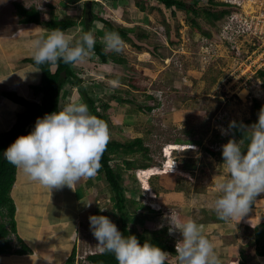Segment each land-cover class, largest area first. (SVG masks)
Wrapping results in <instances>:
<instances>
[{"label":"rangeland","instance_id":"rangeland-1","mask_svg":"<svg viewBox=\"0 0 264 264\" xmlns=\"http://www.w3.org/2000/svg\"><path fill=\"white\" fill-rule=\"evenodd\" d=\"M20 1L26 5L37 2L52 4L53 8L47 10L46 19L70 16L79 20L83 3L87 0H79L71 5L64 0ZM94 2V14L108 18L117 27L132 29L128 33L129 41L122 39L124 46L120 53L105 47L103 37L109 31L105 30L103 24L96 22L91 29L96 42L102 44L108 53L122 58L123 63L115 64L110 60L105 64L92 54L89 57L92 63L90 60L88 63L84 61L75 64L74 68L96 100V109L101 111L105 103L110 106V111L106 112L110 123V140L127 142L141 138L148 150L146 156L144 153L129 156L128 159L133 160L136 167L124 170L123 185L130 201L149 206L158 214L146 217L143 211L141 219L131 228L141 233L144 228L147 229V221L153 222L155 230L166 229L167 233L163 237L175 248L176 242L182 237L177 231L169 234V221L179 227L190 216V212L197 220H212L215 214L213 202L217 195L215 185L224 177L226 169L222 165L223 161L210 155L207 149L217 152L230 138L239 140L231 136L233 129L226 135L222 134L223 130L229 129L230 122L240 121L244 126L254 123V101L264 107V80L252 74L247 62L243 63L246 53H240V56L232 54L228 42L218 37V24L210 26L201 13L197 22L202 31L210 32V37L194 32L190 24V18L193 17L191 13L166 9L154 0ZM138 3L143 5V9L138 7ZM205 3L206 0H202L199 5L204 6ZM57 5L63 6V9ZM70 34L79 38L83 34L82 28H73ZM243 42L242 37L239 46ZM112 80H119V86L112 87ZM27 87L32 89L30 85ZM15 88L20 89V94L30 101L40 100L38 97L29 99V93L18 86ZM75 93L78 94V91L75 90ZM76 99L80 101L82 98L77 96ZM196 141L201 144H195ZM179 146H184V149L180 150L182 147ZM166 161L168 164L163 167ZM112 164L123 165L120 158L114 159ZM144 164L151 167L143 169ZM99 180L105 187L96 186L85 201L87 219L78 231L79 246L75 250L78 256L84 257L90 251H98V242L89 224V216L95 215V208L108 207L105 213L115 224L118 218L112 207L114 204L109 188L101 176ZM172 196L177 200L170 202ZM195 199H200L199 205H195ZM89 203L90 206L87 205ZM200 204L203 209L197 207ZM133 205L129 204L128 212H135L138 216L140 212H136ZM242 218V232L252 236L255 224ZM34 220L37 218L33 216L30 221ZM261 220L264 221V215ZM116 226L120 229L118 224ZM20 230L22 234L28 233L25 223L20 225ZM214 234L211 231L208 238L214 247L222 248L223 256H233L226 264H235L237 254L239 261L244 260L245 264H264V259L259 263L251 260L253 249L244 253L240 246L239 250L235 249L234 245H239L235 239H221L219 236L214 239ZM175 254H171L174 258L169 256L168 262L176 264Z\"/></svg>","mask_w":264,"mask_h":264},{"label":"clouds","instance_id":"clouds-1","mask_svg":"<svg viewBox=\"0 0 264 264\" xmlns=\"http://www.w3.org/2000/svg\"><path fill=\"white\" fill-rule=\"evenodd\" d=\"M103 40L109 51H122L124 41L118 33H106ZM95 42L92 32L74 38L60 29L41 31L31 42L32 58L37 66L55 65L58 60L81 63L93 54ZM110 83L112 87H118L120 82L112 80ZM37 96L41 100V95ZM32 101L39 103L36 99ZM233 128L249 133L247 144L241 139L230 138L221 146L226 173L216 182L213 210L220 220L238 218L239 222L249 213L256 197L264 194V107L252 125L244 126L233 121L222 134H228ZM109 141L107 122L91 114L86 103L72 102L57 112L38 117L34 129L27 135L18 136L3 155L31 181L51 193L64 186L73 190L81 179L93 178L101 168V158ZM179 147L184 149V146ZM167 164L168 161L163 167ZM107 210L108 207H99L100 212ZM169 223V234L178 231L182 237L175 245L176 264H221L213 243L195 220L188 218L179 227L174 222ZM89 224L98 242V251L113 254L117 264H166L171 255L148 240L141 244L135 235L125 236L107 216L91 215ZM235 264H239L238 254Z\"/></svg>","mask_w":264,"mask_h":264},{"label":"trees","instance_id":"trees-1","mask_svg":"<svg viewBox=\"0 0 264 264\" xmlns=\"http://www.w3.org/2000/svg\"><path fill=\"white\" fill-rule=\"evenodd\" d=\"M78 1L79 0H64V2L68 4H74ZM154 1L161 4L166 9L174 8L175 10L178 9L180 11H184L187 14L191 13L193 17L190 18V24L194 32L202 33L203 35L209 37L210 32H206L204 30L202 31L200 23L197 22L198 17H200V13L203 14L204 20L210 26H214L216 21L221 19L226 13L225 9L220 8L221 3L217 2V0H206L204 6L199 5V2L202 0ZM94 3L95 2L93 0L92 2H88L87 0L84 3L81 19L79 21L74 20L70 16H64L61 18L52 16L48 19H45L42 16L43 13L40 10L34 7L27 9L17 2L14 3V7L16 14L19 17L18 21L21 24L34 23L45 27L48 31L60 29L64 32L76 25H79L82 27L83 33H85L91 32L93 24L99 22L103 24L106 31L118 33L124 41H129L130 38L128 37V33L131 32L132 29L122 26L117 27L113 25V22L108 18L94 14L92 12ZM137 5L139 8L143 9V5L141 3H138ZM46 6L50 9L53 8L52 4H47ZM93 54L105 64H108L110 60L115 64L123 63L122 58H118L113 53H108L106 48L97 42H95ZM26 62L41 71L40 84L32 86V90L35 95H41V100L39 103L30 101L23 96L18 95L17 92H4L2 94L12 102L22 105L25 110L16 116L13 125L7 131L0 133V255L7 254L12 251V244L9 236L11 233L14 234L16 232V223L14 220L15 205L10 192L15 183L18 168L9 163L3 155L4 151L13 142V140L23 132L25 135L31 132V127L32 125H35V121L38 117L42 118L45 114H50L60 110V92L66 82L70 79H72V84L77 88L78 95L80 98H82V102L88 105L91 114L106 121L108 127H110L109 119L106 114L107 111H110V106L108 103H105L101 106V111L96 109L97 102L94 98H92L90 90L86 89V87L83 85L84 80L77 74V71L74 68L75 64L64 63L62 60H58L57 64L55 65L45 63L37 66L35 65L33 59H28ZM52 67L54 68L52 69ZM255 75L258 78L264 80V72L259 71ZM148 98L151 99V97ZM254 108L256 109L255 123L262 106L257 101H254ZM148 109L150 110L151 108ZM236 123L242 124L240 121H236ZM248 135V132L241 133V131L235 128H233L231 133V136L241 139L245 144H247ZM194 143L197 145L201 144L199 141ZM147 151V148L143 146V140L141 138H134L127 142H119L118 140L111 139L107 145L106 151L101 158V168L99 169L98 174L102 176L103 181L107 184L109 192L111 193V200L114 204L112 207L114 208L115 214L118 217L116 224L119 225V230L121 233L125 236L135 235L141 244H143L145 240H148L161 250L175 254V248L168 244L166 238L163 237V235L165 236L167 233L165 228H160L158 230L149 232L143 227L144 230H142L141 233H138L134 228H131L132 224L141 219L140 215H142L141 213H143V211L146 212L144 214L146 217H148L147 215L150 214H158V212L149 206L137 204L133 200L130 201L125 193L126 190L123 185L122 175L124 170H133L136 167L134 161L128 159L129 156L139 153H144V156H146ZM207 151L210 155L220 158L223 161L221 155L222 148H220L217 152H214L211 149H207ZM117 158L121 159L123 164L122 166L118 164H112L113 160H116ZM143 167V169H148L151 166L144 164ZM130 203L134 204L133 206L136 212H140L138 216L135 214V212H128V206ZM94 214L108 216L107 213L100 212L98 208L94 209ZM253 243L255 245V254L257 256L264 257V221H261L254 226ZM29 252L30 249L26 245L22 244L21 249L16 250L14 253L21 255ZM75 257L76 251L74 248L70 256L63 264H75ZM86 260L89 262V264H117L114 255L111 253L102 254L100 252H96L92 255H87ZM166 264L171 263L167 261ZM239 264H245V261H239Z\"/></svg>","mask_w":264,"mask_h":264},{"label":"crops","instance_id":"crops-1","mask_svg":"<svg viewBox=\"0 0 264 264\" xmlns=\"http://www.w3.org/2000/svg\"><path fill=\"white\" fill-rule=\"evenodd\" d=\"M15 2L23 5L27 9L32 7L38 9L40 6L38 10L43 13L42 16L45 19L48 16L47 10H51L45 3H41V5L37 2L34 5H26L20 0H0V133L7 131L13 125L16 116L25 110L22 105L16 104L3 96L2 94L4 92H17L18 95L26 98L20 94V89L16 90L15 86H18L25 93H29V99L30 97H38L34 95L32 89H29L30 87L26 88V86L30 85L32 87L33 85L40 84L41 71L33 72L37 68L26 62V60L33 59L31 42L36 38L37 33L48 31L45 27L34 23H19V17L16 16V10L13 6ZM57 7L61 8L59 5ZM61 9H63V6ZM73 19L79 21L81 17L79 20L76 18ZM80 27L76 25L73 28ZM71 29L65 32L70 34ZM88 60L87 58L84 61L88 63ZM71 83L72 79L68 80L60 92L59 109L72 102H82L76 99V96L79 95L75 93L76 89L71 87ZM32 93L34 96H32ZM99 176L101 175L97 173L93 178L81 179L73 186V190L64 186L61 189H53L50 193L47 188L31 181L18 168L16 180L10 192L15 205L14 220L16 223V232L14 234L11 233L9 236L12 251L0 255V264H63L70 256L72 250L74 248L77 250V246H79L78 231H80L82 223L87 219V206L85 201L88 199L89 193L93 192L96 186L103 185L101 184L102 181L99 180ZM104 187L105 185L102 186V188ZM200 199H195V205H199ZM175 200L177 199L172 196L170 202ZM197 207H202L201 209H203L202 204ZM194 209L198 210V208ZM192 214L193 212H190L188 218H192L197 222L207 238H209V233L214 231V239L217 236L221 239H235L236 243L239 244L234 245L235 249L239 250L240 246V249L244 253H248L250 249H253L254 256H251V260H255L257 263L263 261L264 257L257 256L254 253L253 232L252 236L242 232L244 224L242 221L243 218L239 222L238 218L224 221L218 219L215 213L212 215V220L208 222L203 218L197 220ZM262 215H264V196L260 195L256 197L254 206H252L244 218L249 219L256 225L262 221ZM33 216L37 220L32 222L30 220ZM22 223H25L28 231L27 234L25 232V234H22L20 230ZM178 235L180 236L181 234L178 232ZM22 244L26 245L30 249V252L21 255L14 253L16 250L21 249ZM220 249L217 247L215 251L219 255L220 260L226 264L233 256H223L224 253ZM171 257L174 258L172 255ZM169 262L173 264L171 261Z\"/></svg>","mask_w":264,"mask_h":264},{"label":"built area","instance_id":"built-area-1","mask_svg":"<svg viewBox=\"0 0 264 264\" xmlns=\"http://www.w3.org/2000/svg\"><path fill=\"white\" fill-rule=\"evenodd\" d=\"M217 2H220V8L226 11L224 16L216 21L220 28L218 37L228 42L232 54L238 56L240 53L247 54L246 57L243 56L245 60L243 63L249 64L247 66L252 69L253 75L259 71L264 72V0H217ZM242 37L244 42L239 46ZM153 225L154 223L150 221L145 223L148 230H155ZM96 252L99 251H90L87 254ZM87 254L83 257L77 253L75 263L89 264L86 260Z\"/></svg>","mask_w":264,"mask_h":264},{"label":"water","instance_id":"water-1","mask_svg":"<svg viewBox=\"0 0 264 264\" xmlns=\"http://www.w3.org/2000/svg\"><path fill=\"white\" fill-rule=\"evenodd\" d=\"M22 135H25V133L23 132V133L20 134L19 136H22ZM17 137H18V136H17ZM17 137H16V138H17ZM16 138H15V139H16ZM15 139L13 140V142L15 141ZM13 142H12V143H13Z\"/></svg>","mask_w":264,"mask_h":264}]
</instances>
